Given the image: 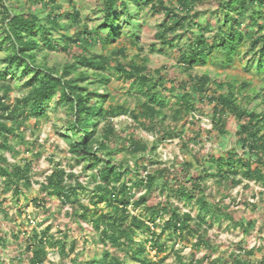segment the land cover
Segmentation results:
<instances>
[{
  "label": "trees",
  "instance_id": "16d2710c",
  "mask_svg": "<svg viewBox=\"0 0 264 264\" xmlns=\"http://www.w3.org/2000/svg\"><path fill=\"white\" fill-rule=\"evenodd\" d=\"M211 1L100 0L103 22L91 31L83 24L81 10L73 0H68L71 8L66 11L58 0H0V60L6 64V69L0 71V177L4 179L6 190L11 188L16 195L33 187L32 162H12L5 155V150L16 153L11 143L13 136L19 137L23 143L27 142L22 126L32 116H44L50 100L55 98L56 104L65 105L70 116L65 137L74 156L87 161L86 167H97L102 163V167L92 175L96 181L93 202L95 206L104 202L111 208L110 211H97L91 217L95 235L107 248L101 259H90L85 264H125L120 251H125L132 261H140V264H162L165 257L156 262L146 254L145 244L136 239L138 231L149 235L148 240L157 253L166 251L162 237L165 232L172 238L178 235L187 240L196 238L193 245L207 249L202 258H197L194 253L187 257L182 255L181 250L175 251L179 264H188L187 259L192 264H202L205 259L208 264H264V257L258 261L252 257L255 248H246L241 243L235 244L226 255L215 257V246L218 244L209 234V227L215 220H229L244 232L256 226L255 219L235 218L231 203L225 200L229 193L224 190L236 187L245 178L264 185V109L250 110L244 102H240L243 99L252 103L260 95H251L247 91L251 81L226 80L219 73L214 77L210 71L196 72V67L218 60L220 54L234 51L238 44H247L246 52L258 59V72L264 71V0H218V11L205 12L216 18L213 20L211 15L207 16L202 23L197 6ZM30 5H37L38 9L30 8L28 11ZM132 5H135V11ZM145 7L152 14L164 15L156 33L159 44L154 43L152 50L163 52L167 46L176 49L178 66L185 72L184 78L170 75L164 67L151 68L147 57H143L141 62L131 59L122 63L93 50L101 42L100 29L107 30L103 41L112 42L120 36L121 17H125L123 24L130 25L136 39L139 38L140 16ZM72 28H75L73 33L70 32ZM63 29L66 31L56 39V33ZM72 47L81 49V52H72ZM56 49L71 55V61L61 68L47 63V53ZM112 53L126 57L124 48ZM12 68L20 69L21 77L27 78L24 83L26 94L15 99H10L13 88L5 83L8 70ZM112 69L120 75L126 74L132 89L136 90L140 108L128 111L135 125H144L156 134L158 139L151 150H155L162 140L179 137L182 152L191 153L195 160L175 159L172 163L156 160L152 168L140 165L138 154L148 151L149 145L136 139L133 133L125 138L117 133L111 118L122 110L126 111L125 106H105L110 94L101 89L109 80L108 71ZM92 85L95 87L92 88ZM172 98L178 106H170L169 112L166 107ZM207 105L211 107L209 113L213 122L210 133L216 138H227L231 116L238 120L232 147L221 146L206 153L195 152L191 142H198L201 129L192 138L186 136L185 125L180 128L177 123L171 124L172 120L178 121L183 115L189 122L188 118L196 110ZM103 121L107 123L99 132ZM121 139L128 143V146L121 145L122 152L136 155L134 167L129 162L115 161L117 142ZM140 166L146 173L140 171ZM128 174L131 177L125 180ZM210 178L222 188L220 191L223 194L218 200L214 193H207ZM42 187L47 192L46 196L56 195L62 203L74 205L78 189L87 185L75 174L58 166L46 177ZM135 187L143 188L145 192L135 198ZM157 188L161 192L167 190V200L150 205L148 196ZM46 196L34 199L35 204L46 205ZM173 197L194 201L198 206L197 215L190 210L184 211L182 206L172 201ZM129 206L135 209L144 206L154 213L158 209L163 225L157 222L155 216L146 220L133 214ZM88 209L83 210L82 217L89 216ZM159 226L160 232L157 231ZM31 230L19 229L18 233H12L18 241L20 234H24L27 244L24 247L19 244L21 248L9 264H46L49 247L58 244L61 257L65 258L76 250L75 243L66 250L65 238L56 241L37 227ZM0 240L4 241V237ZM112 248L114 251L111 252Z\"/></svg>",
  "mask_w": 264,
  "mask_h": 264
},
{
  "label": "rangeland",
  "instance_id": "374dc122",
  "mask_svg": "<svg viewBox=\"0 0 264 264\" xmlns=\"http://www.w3.org/2000/svg\"><path fill=\"white\" fill-rule=\"evenodd\" d=\"M73 1L81 10L83 24L87 25L89 30L95 31L94 29L102 24L104 18V14L100 9V0ZM168 1L176 2V0ZM58 3L62 6L63 11L71 8L68 0H58ZM218 5V0H212L204 6H197L196 11L201 16L202 23L206 21L207 16L211 15L210 13L206 15V10L211 11V13L218 11ZM30 8L36 10L38 6L30 5L27 10L29 11ZM132 9L135 11V5H132ZM124 18L121 17L122 32L112 42L103 41V38L106 37L107 30L100 29L99 32L102 39L93 48L95 52H102L114 59V61H121L122 63H126L131 59H136L141 62L143 61V57H147L151 68L164 67V70L172 76L178 75L180 79L185 77V72L180 70L178 66L179 57L176 49L167 46L163 52L152 50L154 43L159 44L156 33L159 31V23L164 18L163 13L152 14L150 9L145 7L141 11L140 21L142 25L139 28V38L137 39V36L132 32V27L128 24H123ZM215 18V16H212L213 20ZM64 22L63 20L62 23ZM74 30L75 28H72L70 32L73 33ZM65 31L63 29L57 32L55 38L57 39ZM122 48L125 49L126 57L122 54L115 55L112 53V51ZM247 48V44H238L234 51L224 55L220 54L218 60H210L207 64L196 67V72L203 73L210 71L214 77L216 73H219V76L226 80L251 81L252 85L248 87L247 91L251 95L259 94L260 96L255 97L252 103L245 102L243 99H240V102H244L245 106L250 110L257 108L258 111H261L264 109V71L258 72V59L253 57L252 53H247ZM76 51L81 52V49L72 47V52ZM70 57L71 55L69 53L63 52L60 49L52 50L47 53V63L50 66L61 68L66 62L71 61ZM113 63L116 64L117 62ZM5 69L6 64L0 60V71ZM8 72L5 77V83L10 84L13 88L10 93V99L22 97L27 92V86L24 84L27 80L26 76L21 77L22 71L16 68H12ZM108 76H110L109 80L103 84L104 86L102 85L101 89V91L110 94L105 101V106L107 108H115L123 105L126 110H122L119 114L111 118L117 133H121L123 138L130 137L131 133H133L136 139L149 145L148 151L138 154L140 165L146 164L152 168L156 160L163 163H172L176 161L175 159H179L180 161L184 159L188 161L195 160L191 156V153L184 154L182 152L179 137L162 140L157 143L155 150H151L156 144V134L144 125H135L131 113L128 111L134 108H140L139 104H137L136 90L132 89V85L127 80L126 74L120 75L116 69H112L108 71ZM92 77V79H95L94 76ZM92 79L91 81H93ZM94 87L95 85H92V88ZM174 100V98L170 100L166 107L167 110H169L170 106H178ZM210 109L211 107L207 105L204 108H200V110H196L188 118L190 120L189 122L185 115L180 116L178 121L172 120L171 122L172 125L177 123L180 128L185 125L186 136H192V138L201 129V138L198 139V142H191V146L195 152L206 153L213 151L214 147L222 146L229 148L235 144V132L238 126V120L234 116H231L227 125L229 132L227 138H216L210 133L213 129L212 117L209 113ZM69 119L70 116L66 106L56 104V100L53 98L48 103L44 116H32L22 126L21 131L26 134L27 142L23 143L19 137L13 136L11 143L15 146L16 153H13L11 150H5V155L12 162H20L22 164L26 161L32 162L31 175L34 179V185L32 188L24 190L22 194L16 195L11 188L6 190L4 179L0 177V237H4V241L0 240V264H9L12 258L17 255L19 248L27 244V237L24 234H20L19 241L15 236H12V233H18L19 229L32 231L31 229L33 227H37L39 231L48 233L56 241L65 238L64 241L67 251L75 243V252H71L65 258L60 255V244L56 245V247L50 246L46 264H85L90 259H101L104 249L107 248L105 243L98 240V236L95 235L96 231L93 229L91 218L97 211L111 210L104 202H101L98 206H95L93 202V186L96 181L92 175L99 167H102V163H99L97 167H86L87 161L74 156L70 149V142L65 137L68 134L67 121ZM106 123V121L101 122L98 128L99 132L105 127ZM147 125L150 124L147 123ZM73 139L75 138L73 137ZM31 141H34L35 144H31ZM122 144L128 146V143L122 139L117 142L115 161L118 163H121V161L129 162L134 167L136 164V155L124 150L122 152L120 148ZM111 146L114 147L115 143ZM58 166L63 167L67 172L75 174L79 180L87 185L86 188L78 189V195L74 205L71 203H62L56 195L51 197L46 196L47 192L43 190L42 185L44 180ZM141 167L140 171H143ZM128 176L131 177V174H128L125 180L128 179ZM246 184H249V186L247 187ZM207 186V193H214L217 200L222 197L223 192L220 191L222 188L213 178L208 179ZM134 190L136 191L135 198L145 192L143 188L138 189L135 187ZM224 191L229 193V196L225 200L231 203L235 211V218L243 219L244 217L246 219H255L256 226L251 228L249 232H244L242 228L234 225L229 220H215L213 225L209 227V234L214 237L218 244L215 246L214 256L221 257L223 254L226 255L237 243H241L246 248H251L250 244L254 241L261 240L262 245L260 247H254L255 254L252 256L258 261L264 257V195H262V192L264 193V185L260 182L245 178L243 183ZM41 196L47 197L46 205L41 206L35 204L34 199H40ZM166 200L167 190L161 192L159 188L153 190L148 196V203L150 205H157L159 202L162 203ZM172 201L182 206L184 211L190 210L193 212V215H197L198 206L194 204V201L188 202L184 198L180 199L176 197H173ZM85 206L89 207L86 212H88L87 214L90 217L88 216L87 218L82 217L83 210L86 209ZM129 209L133 214H137L146 220L155 216L158 223H161V225L164 223L162 219H159L160 211L158 209L156 213L144 206L136 209L133 206H129ZM165 217H168V215L165 214ZM157 231H161L160 226L157 228ZM162 237L163 242H165L166 251L157 253V249L151 246L147 233L138 231L136 234V239L145 244L146 254L149 257L153 258L156 262L165 257L162 264H179V262H176L174 255L177 250H181L182 255L186 256L194 253L197 258H202L207 252L205 247L196 248L193 245L197 240L196 238L187 240L181 235L172 238V235L167 232ZM19 244L23 246L20 247ZM110 250L111 252L114 251L113 248ZM119 255L125 260V264L141 263L140 261H132L125 251H120ZM185 261L188 264H192L189 259ZM202 264H208V260L205 259Z\"/></svg>",
  "mask_w": 264,
  "mask_h": 264
},
{
  "label": "built area",
  "instance_id": "2783aa9c",
  "mask_svg": "<svg viewBox=\"0 0 264 264\" xmlns=\"http://www.w3.org/2000/svg\"><path fill=\"white\" fill-rule=\"evenodd\" d=\"M144 173H146V172H144ZM261 245H262L261 240H257V241H254L252 244H250V247L251 248L260 247Z\"/></svg>",
  "mask_w": 264,
  "mask_h": 264
},
{
  "label": "crops",
  "instance_id": "0c3cea01",
  "mask_svg": "<svg viewBox=\"0 0 264 264\" xmlns=\"http://www.w3.org/2000/svg\"><path fill=\"white\" fill-rule=\"evenodd\" d=\"M264 211V210H263ZM243 219H245V218H243ZM263 220H264V217H263Z\"/></svg>",
  "mask_w": 264,
  "mask_h": 264
}]
</instances>
